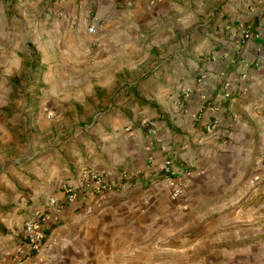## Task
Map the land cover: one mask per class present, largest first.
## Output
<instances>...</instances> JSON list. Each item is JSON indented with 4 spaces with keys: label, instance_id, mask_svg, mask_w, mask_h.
<instances>
[{
    "label": "crops",
    "instance_id": "1",
    "mask_svg": "<svg viewBox=\"0 0 264 264\" xmlns=\"http://www.w3.org/2000/svg\"><path fill=\"white\" fill-rule=\"evenodd\" d=\"M45 2L0 0V58L15 49L20 72L28 29L11 26L10 12L25 7L26 20L27 7ZM46 19L36 39L51 37L46 46L69 60L84 54L94 104L89 123L17 194L18 218L0 223V264H15L25 221L40 209L58 240L42 264H264V0H51ZM46 46H36L43 60ZM5 70L4 85L16 89L13 66ZM88 170L115 185L90 216ZM65 180L79 187L77 200L62 198ZM174 184L184 189L178 199ZM54 195L60 205L47 207ZM200 225L206 237L180 233Z\"/></svg>",
    "mask_w": 264,
    "mask_h": 264
},
{
    "label": "rangeland",
    "instance_id": "2",
    "mask_svg": "<svg viewBox=\"0 0 264 264\" xmlns=\"http://www.w3.org/2000/svg\"><path fill=\"white\" fill-rule=\"evenodd\" d=\"M13 9L10 15L17 19L10 25L19 27V20L21 24L26 22L28 35L26 45L21 39L18 54L23 59L21 72L18 65L11 62L15 49L7 48V56L0 58V223H12L18 218L12 210L13 201L19 197L17 194H27V184L35 185L39 181L35 174L42 159H49L50 153L59 146L71 143L70 138L77 128L89 123L94 104L88 93L91 76L84 54L81 52L69 60L65 49L53 53L52 46H46L51 37L45 34L35 37L37 32L46 29L51 0L37 8L27 7L26 20L22 17L25 7L17 4ZM21 40L12 39V46ZM40 41L49 52L46 60L36 47ZM63 54L65 61L61 59ZM10 65L13 71L9 73H13L19 84L16 89L4 85L5 81L9 83L5 67ZM53 86L57 87L54 92ZM21 215L19 211L18 216ZM199 228L200 231L189 229L180 233L182 236L207 233L205 225Z\"/></svg>",
    "mask_w": 264,
    "mask_h": 264
},
{
    "label": "built area",
    "instance_id": "3",
    "mask_svg": "<svg viewBox=\"0 0 264 264\" xmlns=\"http://www.w3.org/2000/svg\"><path fill=\"white\" fill-rule=\"evenodd\" d=\"M89 32L93 33L96 30L95 25H91L88 28ZM252 33L246 32L244 33L243 39L246 41L251 37ZM186 92L189 93L190 89H186ZM229 93L225 92L224 97L228 98ZM218 121H214L207 125L208 131H213L215 125ZM153 128L155 126L154 122L149 120L145 122ZM172 165L171 159L165 161L163 165L164 172L166 173V177H169ZM83 179L85 182H94L96 184L95 194L92 197H88V201L86 203V214L93 215L95 213V209L102 207L105 194L108 191H112L114 189V184L111 183L103 174L95 170H88L83 174ZM253 182V181H252ZM125 190V187L123 186ZM60 190L62 192V198L65 201H75L78 199L79 195V187L72 183L70 180H65L60 182ZM184 189L181 184H174L172 189V198L178 199L183 195ZM61 201V197L59 196H50L46 202L47 207L59 206ZM49 218L45 209L34 210L24 224V243H19L14 250L13 255L11 256V262L15 264H24L27 260H31L32 264H42L45 260V256L47 251L58 242L56 238L47 236L44 229L43 224Z\"/></svg>",
    "mask_w": 264,
    "mask_h": 264
},
{
    "label": "trees",
    "instance_id": "4",
    "mask_svg": "<svg viewBox=\"0 0 264 264\" xmlns=\"http://www.w3.org/2000/svg\"><path fill=\"white\" fill-rule=\"evenodd\" d=\"M12 82H13V85H15V87L19 85L15 80H12Z\"/></svg>",
    "mask_w": 264,
    "mask_h": 264
}]
</instances>
